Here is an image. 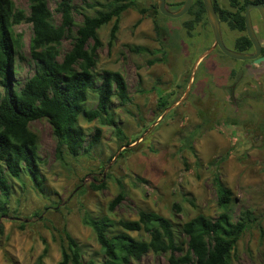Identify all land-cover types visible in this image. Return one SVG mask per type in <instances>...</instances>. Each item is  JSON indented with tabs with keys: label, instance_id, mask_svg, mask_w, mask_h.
Listing matches in <instances>:
<instances>
[{
	"label": "rangeland",
	"instance_id": "1",
	"mask_svg": "<svg viewBox=\"0 0 264 264\" xmlns=\"http://www.w3.org/2000/svg\"><path fill=\"white\" fill-rule=\"evenodd\" d=\"M12 1L28 13L27 0ZM92 1L107 0H71L76 10L89 13L93 9L87 5ZM134 1L137 7L156 4V0ZM179 1L165 0V6L176 11ZM214 1L229 7L228 0ZM48 6L58 24L55 2L48 0ZM73 17L81 20L76 11ZM188 19L186 13L177 18L157 15L162 29L157 35L150 16L128 8L120 16L112 45L108 44L112 22L98 30L101 46L95 71H118L127 85L128 101L120 104L113 99L112 105L126 137L120 139L104 126L90 155L64 154L61 160L54 154L55 139L47 120L30 123L39 137L48 194H40L25 176L22 181L12 180L8 214L0 216V264H36L44 250L41 264H57L65 243L64 228L79 245L84 262H100L103 255L95 235L81 222L86 211L115 221L136 219L139 209L156 212L174 224L198 214L214 219L219 212L215 175L231 192L234 218L242 210L255 218L238 240L232 264H264V138L253 126L255 116L239 113L228 99L234 80L239 83L236 91L247 83L256 90L264 75L252 68L259 64L229 58L218 49L210 51L214 39L209 24L200 22L189 32L183 25ZM14 29L26 46L30 25L22 22ZM220 30L225 47L234 50L240 33L224 23ZM69 47V40L63 39L60 50ZM28 54L23 48L17 59L14 79L20 82L32 72ZM229 67L234 75L227 78ZM160 99L166 103L164 110L157 106ZM78 123L86 140L98 125L82 118ZM121 190L124 198L109 212V202ZM129 234L147 239L144 231ZM131 264H166V257L148 253Z\"/></svg>",
	"mask_w": 264,
	"mask_h": 264
},
{
	"label": "trees",
	"instance_id": "2",
	"mask_svg": "<svg viewBox=\"0 0 264 264\" xmlns=\"http://www.w3.org/2000/svg\"><path fill=\"white\" fill-rule=\"evenodd\" d=\"M53 1L54 10L60 15L58 24L54 22L48 0H27V14L16 8L12 0H0V216L8 214L12 180L22 181L25 176L40 194H48L41 172L43 163L38 155L39 137L30 129L32 121L47 120L55 139L54 154L61 160L64 154L71 157L90 155L101 139L104 126L111 127L117 137L125 139L112 105L113 99L120 104L128 101L127 85L118 71H95L96 51L101 46L98 30L112 22L108 40L112 45L121 14L134 8L141 15L152 18L157 35L162 31L156 21V16L161 15L157 4L137 7L134 0L92 1L87 5L93 9L89 13L76 10L71 0ZM212 1L218 19L240 31L245 30L241 14L244 7L251 2L264 4V0H228L229 7L223 8ZM75 11L81 15L79 22L73 17ZM187 14L189 19L183 25L189 32L200 22L208 24L202 0H194ZM22 22L28 23L31 29L26 46L21 33L14 29ZM139 22L140 19L135 25ZM65 38L70 47L62 52L61 41ZM237 42L239 51L251 47L246 36ZM23 48L28 50L32 72L20 82L14 76ZM262 50L264 52V48ZM157 106L166 109L161 99ZM80 118L98 124L87 140L78 123ZM213 180L219 209L214 219L198 214L174 224L156 212L139 209L136 219L115 221L107 216L92 217L86 211L81 222L92 229L102 260L84 262L79 245L64 228L65 243L57 264H131L148 253L165 255L166 264H232V252L255 218L249 210L240 211L234 218L230 190L217 175ZM123 198L121 190L109 202L108 211L112 212ZM173 209L178 206L173 205ZM132 231H144L147 239L132 237L129 234ZM44 254L45 250L36 264H41Z\"/></svg>",
	"mask_w": 264,
	"mask_h": 264
},
{
	"label": "flooded vegetation",
	"instance_id": "3",
	"mask_svg": "<svg viewBox=\"0 0 264 264\" xmlns=\"http://www.w3.org/2000/svg\"><path fill=\"white\" fill-rule=\"evenodd\" d=\"M193 1H192V3H193ZM180 2L181 1L177 2V4L180 3ZM182 2H184V0H182ZM212 3H213V1H212ZM251 3H258V2H251ZM181 5H178V7L180 8ZM252 11H254L255 14H256L257 18L255 20L251 17V12ZM187 12H186V14H187ZM241 14L244 16V10L241 11ZM249 17H250V22H251L254 34H255L257 40L260 43V54H259V56H263L264 52H263L262 48H264V26L262 24L260 15H259V13H258V11L256 9H252V10L249 11ZM218 21H219V26H220L221 23L226 24V22L221 21L219 19H218ZM257 24H259L258 28H256V26H255ZM226 26L230 30L237 31V32L240 33V35L237 36L235 38V40H234L235 49L232 50V51L239 52V53H244V54H252V53H254V48H253V45H252L251 42H250L251 43V47H246V49H244L242 51H239L237 39L241 38L242 36H246L247 37L245 30L240 31L238 29H232L227 24H226ZM220 35H221V30H220ZM221 39H222V35H221ZM222 42H223V40H222ZM240 45H241V43H240ZM214 49H218V51L223 53L218 47H214L210 51H212ZM203 55H205V54H203ZM203 55L200 58H202ZM229 58H231V57H229ZM232 59H235V58H232ZM235 60H247V61H250L251 63H254L252 59H235ZM260 63H264V61L260 62ZM260 63H254V64H257V65L259 64V66H257L256 68L255 67H252V68L256 69L258 72L263 73V75H264V64H260ZM229 68H230V71H229V73L227 75V78L228 77H232L234 75V72H233L234 70L231 67H229ZM263 78H264V76H263ZM232 80H234V79H232ZM235 81L236 80H234L233 83H231L229 85V89H228L229 98L228 99L231 101L233 106H235V108L237 109V111L239 113L242 112L244 114H252L253 116H255V120L257 122L255 121L256 123L253 126L261 132V136H263V138H264V82L260 83L261 86H258V89H256V90L252 89L251 85L249 83H247V85H244L245 87H243L242 90L236 91L237 88H239V85H238L239 83L235 82Z\"/></svg>",
	"mask_w": 264,
	"mask_h": 264
},
{
	"label": "water",
	"instance_id": "4",
	"mask_svg": "<svg viewBox=\"0 0 264 264\" xmlns=\"http://www.w3.org/2000/svg\"><path fill=\"white\" fill-rule=\"evenodd\" d=\"M192 1L193 0H184L181 7L177 9L176 11H172V12L166 8L165 0H156V3H157L159 12L162 15L171 17V18H177V17L184 15L189 10V8L191 7ZM202 2L204 5L208 24L213 33L214 41L211 46V49H213L214 47H218L225 55L231 58H235V59H252L254 63H260L264 61V55L259 56L260 43L254 34V31H253V28L250 22V17H249V11L252 9H256L260 15L262 24L264 26V5L262 3H249L244 7L245 32L254 48V53L244 54V53L232 51L230 49H227L224 46L222 39H221V35H220L219 21H218L217 14L214 9L212 0H202Z\"/></svg>",
	"mask_w": 264,
	"mask_h": 264
},
{
	"label": "clouds",
	"instance_id": "5",
	"mask_svg": "<svg viewBox=\"0 0 264 264\" xmlns=\"http://www.w3.org/2000/svg\"><path fill=\"white\" fill-rule=\"evenodd\" d=\"M157 4V3H156ZM162 15V14H161Z\"/></svg>",
	"mask_w": 264,
	"mask_h": 264
}]
</instances>
